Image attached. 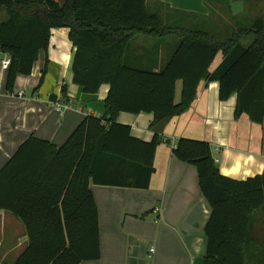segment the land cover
Masks as SVG:
<instances>
[{
  "label": "trees",
  "instance_id": "1",
  "mask_svg": "<svg viewBox=\"0 0 264 264\" xmlns=\"http://www.w3.org/2000/svg\"><path fill=\"white\" fill-rule=\"evenodd\" d=\"M235 1L256 8L259 17L247 13L220 24L181 13L165 25L161 16L148 12L147 0H65L62 5L0 0V61L12 60L8 94L19 75L32 74L40 52L49 48L52 29L59 28L69 29L75 48L74 83L90 95L110 86L101 117L87 116L61 147L29 138L0 171V210L19 218L29 238L16 264L99 260L98 208L90 184L149 188L159 136L151 142L134 138L130 126L117 122L120 113L153 114L154 127L187 112L206 81L219 83L222 102L237 95L236 118L246 114L254 123L264 122V0ZM225 9L224 3L221 12ZM162 37L175 40L165 64L158 63L160 48L146 54L138 50L129 64L138 38ZM218 54L224 58L211 73ZM173 154L196 167L212 210L204 263L264 264V173L245 181L223 176L211 145L203 141L180 139Z\"/></svg>",
  "mask_w": 264,
  "mask_h": 264
},
{
  "label": "crops",
  "instance_id": "2",
  "mask_svg": "<svg viewBox=\"0 0 264 264\" xmlns=\"http://www.w3.org/2000/svg\"><path fill=\"white\" fill-rule=\"evenodd\" d=\"M55 1L60 5L65 2ZM224 3L229 23L230 18L247 13L252 19L259 17L256 8L235 0H147L146 6L149 13L167 21L168 14L181 13L200 20L223 14ZM238 3L241 7L237 9ZM69 33L66 28L52 29L50 42L60 38L65 41ZM72 49L74 54L61 59L41 51L32 74L17 77L13 94L6 91L8 72L0 61V171L29 138L61 147L87 116L101 117L105 113L110 86L103 85L94 95L76 88L73 44ZM223 58V54L217 55L211 73ZM153 64L159 67L157 61ZM219 92L218 82L202 81L187 112L154 127L153 114L120 113L117 122L130 126L134 138L151 142L158 134L155 172L146 190L90 184L98 208L101 257L82 264H205V226L212 210L200 190L196 167L180 162L173 154L178 140L209 143L225 177L245 181L264 173V122L254 123L246 114L236 118L237 95L222 102ZM58 103L67 107L58 110ZM28 244L22 221L0 210V264H16Z\"/></svg>",
  "mask_w": 264,
  "mask_h": 264
},
{
  "label": "rangeland",
  "instance_id": "3",
  "mask_svg": "<svg viewBox=\"0 0 264 264\" xmlns=\"http://www.w3.org/2000/svg\"><path fill=\"white\" fill-rule=\"evenodd\" d=\"M60 1V0H58ZM241 5L240 3L237 4L236 8H240ZM221 13V12H220ZM223 14H217L215 16H213V19H215L217 21V19H220V21H225V22H229L228 19V13L224 15V12H222ZM169 19H175L177 16L176 15H167ZM222 16V17H220ZM163 18V17H162ZM165 25H169V22L167 21L166 18H163ZM175 40L172 37H162L159 39H149V38H138L136 41V44H134L130 50V54H129V64L133 65L132 62H134L136 60V58L139 57L140 54H146L147 51L150 52H155L158 48H160V64L163 65L167 62L169 56L173 53L174 51V44ZM247 43V42H246ZM245 43V44H246ZM137 45L140 46V48H137ZM247 45V44H246ZM140 50V54H136L137 51ZM146 51V52H144ZM41 54H57V56L59 57V59H61V57H65V54H74V51L72 49V44L69 41V38L66 39L65 41L62 40L61 38L59 40H55L52 42H50L49 48L47 51H42ZM151 57H154L155 54H149ZM146 64V63H145ZM65 84H67L65 82ZM76 88H78L81 92L82 89L79 87V85H74ZM181 90H182V86L181 83H179L178 85V92L176 93V98L177 100L180 99L181 97ZM100 104L102 105L103 102L100 101ZM154 248V247H152Z\"/></svg>",
  "mask_w": 264,
  "mask_h": 264
},
{
  "label": "built area",
  "instance_id": "4",
  "mask_svg": "<svg viewBox=\"0 0 264 264\" xmlns=\"http://www.w3.org/2000/svg\"><path fill=\"white\" fill-rule=\"evenodd\" d=\"M11 62H12V60H11V58L9 56H6L5 58H3L1 60V67H2V69L4 71H7L10 68V66H11ZM64 107H67V106L64 105V104H61V103L56 104V108L58 110H60L61 108H64ZM154 252H155V249L152 248L151 249V253H154Z\"/></svg>",
  "mask_w": 264,
  "mask_h": 264
}]
</instances>
